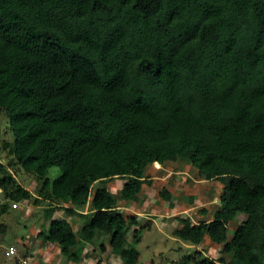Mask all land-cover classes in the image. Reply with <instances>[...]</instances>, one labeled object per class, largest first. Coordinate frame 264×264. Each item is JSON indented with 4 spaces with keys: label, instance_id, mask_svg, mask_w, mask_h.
I'll return each instance as SVG.
<instances>
[{
    "label": "trees",
    "instance_id": "1",
    "mask_svg": "<svg viewBox=\"0 0 264 264\" xmlns=\"http://www.w3.org/2000/svg\"><path fill=\"white\" fill-rule=\"evenodd\" d=\"M0 111L15 135L2 148L42 196L69 213L90 201L77 232L60 216L41 234L68 258L107 236L122 264H138L139 231L129 242L133 221L93 186L124 178L122 199L136 201L148 166L187 159L223 183L222 208L181 219L175 237L209 236L232 256L224 264H264V0H0ZM0 174L8 198L31 196L1 160Z\"/></svg>",
    "mask_w": 264,
    "mask_h": 264
},
{
    "label": "rangeland",
    "instance_id": "2",
    "mask_svg": "<svg viewBox=\"0 0 264 264\" xmlns=\"http://www.w3.org/2000/svg\"><path fill=\"white\" fill-rule=\"evenodd\" d=\"M14 138L7 114L0 111V160L6 164L17 182L31 193L28 199L15 201L0 189V224L6 227L5 230L0 229V264H20L21 260L27 261V264H122L110 246L106 251V248L100 249L101 241L108 246L107 236L92 243L96 248L89 251L88 257L92 256L94 263H79L75 259H68L59 244L44 248L41 234L48 229L50 221L60 216L69 217L70 213L62 209L64 206L61 204L64 202L43 197L40 192L42 181L35 174L26 172L16 157L2 148L4 141L12 142ZM60 172L59 167H52L47 176L53 180ZM146 175L153 183L143 185L136 201L122 199L121 189L125 179L121 177L108 182L98 181L92 189V194L100 187L110 190L117 200L118 209L129 223L133 221L127 239L132 241L135 229L139 231L141 240L137 245L140 251L138 264H196L201 254L215 259L218 264H224L221 258L229 262L232 256L224 254L222 246L213 242L209 236L194 247L174 235V231L183 225L181 219L190 218L194 223L213 219L215 212L222 208L220 196L223 183L219 180H206L187 159L170 160L159 166L154 163L147 167ZM0 177L3 175L0 174ZM163 189L171 193L169 200L162 196ZM5 204L6 211L1 212ZM87 205L78 208L90 212L91 207ZM245 218L244 214H238L230 221L229 237ZM86 220V217H80L70 223L77 229ZM11 245L17 247V255L7 254ZM72 251L76 253L77 250Z\"/></svg>",
    "mask_w": 264,
    "mask_h": 264
},
{
    "label": "crops",
    "instance_id": "3",
    "mask_svg": "<svg viewBox=\"0 0 264 264\" xmlns=\"http://www.w3.org/2000/svg\"><path fill=\"white\" fill-rule=\"evenodd\" d=\"M88 204V205H87ZM86 205L87 206H90V201H88V203H87ZM118 204V203H117ZM65 206H67V207H73V206H71V205H69V204H64ZM86 206V207H87ZM74 208V211L72 212V213H70V216L69 217H66V219L68 220V221H73V220H75V219H79L80 217H85L84 216V214H86V213H88V212H85V211H82V210H80L79 208H75V207H73ZM64 211H66L65 210V208H62ZM69 213V212H68ZM75 215V216H74ZM62 217V216H61ZM85 223V222H84ZM83 223V224H84ZM82 224V225H83ZM81 225V226H82ZM81 226H78L77 227V229L76 228H74V230L77 232L78 230H79V228L81 227ZM75 227V226H74ZM207 236V235H206ZM205 236V237H206ZM52 245L53 246H56L57 245V243H45L43 246H45L44 248L45 249H48L49 247H52ZM193 245V244H192ZM200 245V244H199ZM199 245H193L194 247H196V246H199ZM107 246V245H106ZM99 247H100V244H99ZM109 246H107L106 247V249L104 250V251H106L107 250V248H108ZM95 248L96 247H93V244L92 243H89V242H84V241H81L79 244H78V246L74 249V250H77V251H75L76 253H74V254H76V257L77 258H73V259H75V260H77V261H80L79 263H83V262H86V263H94V260H93V258H92V256H90V257H88V255H89V251H93V250H95ZM53 249H55V248H53ZM101 249V248H100ZM56 250V249H55ZM55 252H57V251H55ZM53 256H54V254H53ZM68 259H71V258H68ZM120 260H121V258H120ZM49 261V260H48ZM47 261V262H48ZM122 261V260H121Z\"/></svg>",
    "mask_w": 264,
    "mask_h": 264
},
{
    "label": "built area",
    "instance_id": "4",
    "mask_svg": "<svg viewBox=\"0 0 264 264\" xmlns=\"http://www.w3.org/2000/svg\"><path fill=\"white\" fill-rule=\"evenodd\" d=\"M7 254L8 255H11V256L17 255L18 254L17 247L14 246V245L9 246L8 251H7ZM20 264H27V261L21 260Z\"/></svg>",
    "mask_w": 264,
    "mask_h": 264
}]
</instances>
